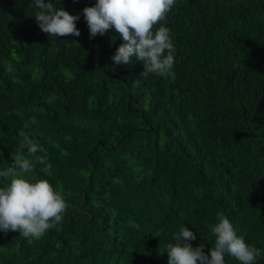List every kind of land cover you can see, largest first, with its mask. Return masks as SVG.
I'll return each instance as SVG.
<instances>
[{
  "label": "trees",
  "instance_id": "trees-1",
  "mask_svg": "<svg viewBox=\"0 0 264 264\" xmlns=\"http://www.w3.org/2000/svg\"><path fill=\"white\" fill-rule=\"evenodd\" d=\"M53 2L79 37L43 33L33 0H0V170L27 154L23 130L52 164L25 178L69 208L39 239L0 232V264H168L182 226L209 252L218 214L264 251V0H176L161 22L174 79L114 62L118 34L91 38L83 16L96 0Z\"/></svg>",
  "mask_w": 264,
  "mask_h": 264
},
{
  "label": "clouds",
  "instance_id": "clouds-1",
  "mask_svg": "<svg viewBox=\"0 0 264 264\" xmlns=\"http://www.w3.org/2000/svg\"><path fill=\"white\" fill-rule=\"evenodd\" d=\"M39 11L34 18L40 30L49 37L81 35L77 28L79 15H73L63 7H54L53 0H33ZM176 0H96L94 6L85 7L83 16L89 28L90 37L103 36L110 30L122 43L112 57L117 65H132L136 60L144 65L143 76L154 74L158 77L174 79V47L170 29L161 24L173 9ZM32 124H37L35 116ZM22 141L19 151L26 155L14 158L11 167L0 170V178L7 182L0 187V232H18L24 238L39 239L47 231L58 228L69 205L46 179L29 180L25 176L32 173L37 165L51 170L47 151L34 142L23 130L19 132ZM38 153H43L40 155ZM214 245L209 252L204 245L193 248L190 241L196 234L187 226H182L175 235V243H168L166 253L168 264H225V255L239 261V264H256L264 251L250 246L238 235L233 224L223 214H218V222L211 226Z\"/></svg>",
  "mask_w": 264,
  "mask_h": 264
}]
</instances>
